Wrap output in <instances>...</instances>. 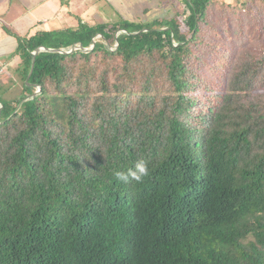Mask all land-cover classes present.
Segmentation results:
<instances>
[{"label":"trees","instance_id":"16d2710c","mask_svg":"<svg viewBox=\"0 0 264 264\" xmlns=\"http://www.w3.org/2000/svg\"><path fill=\"white\" fill-rule=\"evenodd\" d=\"M230 1L0 23V264H264V0Z\"/></svg>","mask_w":264,"mask_h":264},{"label":"rangeland","instance_id":"374dc122","mask_svg":"<svg viewBox=\"0 0 264 264\" xmlns=\"http://www.w3.org/2000/svg\"><path fill=\"white\" fill-rule=\"evenodd\" d=\"M29 1V0H27ZM56 4L60 5L59 9L55 12H45L46 0L37 5V3H31L34 7L29 8L20 7V11H28V16L30 15L29 11H36L35 19H29L27 16L17 19V22L22 21V25L26 30L29 26L31 31H34L38 28H51V27H63L68 24L70 18V13H74L75 10H78L77 13L80 14L83 22L93 25L100 21L107 20H116L117 18L141 21V20H150L154 17L160 15H165L174 10V7L181 4L182 0H55ZM234 4V0H231ZM28 3V2H27ZM49 3V2H48ZM29 4V3H28ZM29 4V5H30ZM17 0H0V22L5 25L9 24V27L12 30H16V25L13 22H8L7 19L4 20L3 16H6L8 19L10 16L11 9L17 10ZM10 7V8H9ZM9 8V12L6 13L5 10ZM5 9V10H4ZM74 10V11H73ZM44 11V12H39ZM55 13V14H53ZM53 15V16H52ZM49 16V17H48ZM51 16V17H50ZM26 18V19H24ZM24 19V20H23ZM12 21V20H10ZM21 31L23 28L21 26ZM19 30V29H18ZM258 32H255L254 29H249L246 31L247 37L249 38V46H252L255 50L256 55L264 56V28H261L260 34L256 35ZM4 29L3 25L0 24V71H7L9 67L15 66V59H11L10 56H14L16 40L14 37L11 40L4 38ZM15 40V41H14ZM248 50V49H247ZM15 57V56H14ZM13 57V58H14ZM5 63H4V62ZM2 78V79H1ZM10 80L12 76H2L0 74V81L5 82L6 86L10 85ZM39 89L36 90V92Z\"/></svg>","mask_w":264,"mask_h":264},{"label":"crops","instance_id":"0c3cea01","mask_svg":"<svg viewBox=\"0 0 264 264\" xmlns=\"http://www.w3.org/2000/svg\"><path fill=\"white\" fill-rule=\"evenodd\" d=\"M32 3H37V5H39L41 2H42V0H29V1H27V0H17V3H18V5H17V10L15 11V9H11V11H13L12 13H10V16H9V18L10 19H8L6 16H3L2 15V18L4 19V20H6L7 19V21L10 23V22H13L15 25H16V30L18 31V32H33V31H31V28H29V27H31V26H29L26 30L24 29V26L22 25V21L21 22H17V19H19V18H23V17H25V16H27V18H29V19H35L36 20V16H35V14H37V13H35L36 11H29V13H30V15L28 16L27 14H25V13H27L28 11H24V12H21L19 9H20V7H23V8H25V6L26 7H29V8H33L34 6L32 5V4H30L31 2ZM47 2H46V5H45V12L44 11H39V12H44V13H46L47 14V12L46 11H48V12H55L56 13V11L60 8L59 6V4L57 5L56 4V1L55 0H46ZM30 4H28V3ZM49 2V3H48ZM10 8V7H9ZM9 8L7 9V10H5L6 11V13H8L9 11ZM74 11V10H73ZM77 11L78 10H75L74 11V13H77ZM55 13H53V14H55ZM79 14V13H78ZM80 15V14H79ZM53 16V15H52ZM49 17V16H48ZM51 17V16H50ZM6 18V19H5ZM24 19H26V18H24ZM23 19V20H24ZM0 20H2L1 18H0ZM10 20H12V21H10ZM1 23V22H0ZM2 23H3V21H2ZM9 25V24H8ZM21 26H22V28H23V31H21L22 29H21ZM42 29H43V27H41ZM19 29V30H18ZM4 38H6V39H8V40H11V36L10 35H8L7 33H5V31H4V37H3V39ZM15 41V40H14ZM4 62V61H3ZM5 63V62H4ZM0 72H5V71H0Z\"/></svg>","mask_w":264,"mask_h":264},{"label":"clouds","instance_id":"9594fccd","mask_svg":"<svg viewBox=\"0 0 264 264\" xmlns=\"http://www.w3.org/2000/svg\"><path fill=\"white\" fill-rule=\"evenodd\" d=\"M117 179L122 183H130L135 181L137 183L142 182L144 177L149 175V168L145 161H137L133 168H129L126 171H117L115 173Z\"/></svg>","mask_w":264,"mask_h":264},{"label":"water","instance_id":"95a60500","mask_svg":"<svg viewBox=\"0 0 264 264\" xmlns=\"http://www.w3.org/2000/svg\"><path fill=\"white\" fill-rule=\"evenodd\" d=\"M42 49H45L43 46L42 47H38V48H36V50L32 53L33 54V56H36L37 55V53L40 51V50H42ZM50 50L51 51H61V50H56V49H53V48H50ZM62 52V51H61ZM32 67H33V63H32ZM31 71H32V68H31V70H30V73H31Z\"/></svg>","mask_w":264,"mask_h":264}]
</instances>
